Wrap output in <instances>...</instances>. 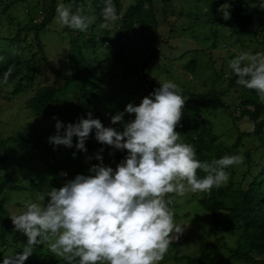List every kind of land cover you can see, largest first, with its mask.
<instances>
[{"label":"trees","instance_id":"obj_1","mask_svg":"<svg viewBox=\"0 0 264 264\" xmlns=\"http://www.w3.org/2000/svg\"><path fill=\"white\" fill-rule=\"evenodd\" d=\"M21 1L26 4L23 7V13L29 15V18L27 21L18 20L15 22L13 11L20 7L18 3ZM123 1L113 0L117 15L120 17L114 34H110V31L105 29V35L101 36L103 44L104 39L108 40L105 47L109 52L108 59L116 58L126 62L125 54L129 53L126 43L130 35L138 28L137 26L142 29L144 35V48L149 50L148 47L152 44V38L157 35L163 23L170 22L172 16H176L177 13H180L177 18L183 17L184 20H187V14H184V6L186 7L187 2L182 0H133L126 7ZM174 1L177 3L178 10ZM206 1L210 2V0ZM212 1V11L205 12L207 22L212 28V37L215 39L212 48L218 46V39L224 38L225 40L230 39L231 43L234 42L245 52L251 54L264 53V9H261L264 0ZM62 2H70L73 12L79 5H84V0H75L74 2L63 0ZM224 2L231 5V19L229 20H224L222 13L217 12V9L225 4ZM31 4L29 0H0V30L7 23L8 29L11 31L6 36L0 32V81L3 80V74L7 69L10 66L13 68L7 84L11 86L12 90L9 94L7 93V98L19 96L34 89L35 76L40 66H33L31 75L27 74L26 70L32 65L34 57L39 55L40 65L45 64L52 73L62 78V87L40 85L34 89V93L26 101V106L39 116L48 119H53V117L64 119L65 125L76 123L81 117L88 118L89 112L92 113V118L96 119L91 96L98 90L95 79L99 69L100 74H103L101 71L103 61L97 65L89 63L82 52V46L77 44V47H72L74 51L70 53V57L73 56V53L76 57L79 56L76 61L73 59L71 61L72 67L77 68H72L73 70L68 74L56 69L45 54L44 44L40 40L39 33L52 22L56 15L57 5L61 3L58 0H36L35 5ZM92 4L94 5L93 13L97 16V23H104L101 15L104 0H92ZM181 4L183 9L179 12ZM37 17L40 18V21L36 19ZM199 19L196 17L193 22L195 28ZM222 25L229 28L228 35H223L220 32L219 27ZM191 28L194 27L191 26ZM148 29H152L154 32L152 38L147 32ZM184 29L186 28L182 30ZM168 32L169 36H172L175 33L174 26L170 25ZM89 40L92 44L96 42L95 36ZM3 41L6 43L2 44ZM13 46L18 50L17 55H13L11 51ZM92 49L95 53L94 56H97L96 47L93 46ZM29 50H32L33 54L27 58L25 55ZM159 55L160 49H155L149 51L146 57L138 62L140 67L138 71L143 85V98L163 83L156 79H149L143 70L148 62L157 59ZM238 55L236 51L229 52L232 59ZM223 59H227V56ZM222 62L224 61L222 60ZM198 64V61L191 60L184 63L182 68L194 73ZM79 65L85 66L81 68ZM215 71L217 76L212 80L208 90L197 92L187 87L182 88V95L186 98V102L180 125L175 130L180 133L179 142L191 144L196 151V158L202 162H211L213 159H219L225 155L244 156L242 164L226 170L229 173V180L219 189L213 188L210 194L192 193V196L197 198L204 209L210 212H225L224 223L222 227L217 229L219 232L217 242L223 240L224 245H226L223 231L236 236V241L230 247L229 255L212 258L209 262H203L185 255L180 256L177 252L175 257L176 259L187 258L188 264H220L224 262L225 264L234 262L264 264V103L260 102L255 90L237 85L235 83L236 77L229 74L230 72L225 68L224 63L221 64L220 69H215ZM3 85L0 83V92L3 90ZM74 89L77 90V98L70 102L68 93ZM65 92H67L68 99H63L61 96ZM227 95H229L228 98H226ZM246 117L249 122L255 124V132L241 131L238 127V122ZM213 118L220 119L224 123L223 126L228 129L236 127L238 135L233 142L228 144L221 139L216 121ZM54 134L55 132L52 135ZM91 134L92 139L85 142L87 151L79 152L93 156V165L100 164V161L95 159V155L101 148H104L103 153H101L103 160L110 152L114 153L111 156L118 158L115 167L125 158L126 155L118 150L114 151L111 147L98 143L95 139V130ZM50 136L46 139H40L35 132L25 134L24 131H17L5 138L0 134V165L7 160L6 149L9 142H14L23 148L29 156V161L36 159L50 170L57 167L58 156L61 151H78L74 146L68 148L63 145H51L48 142ZM245 138H257L260 145L247 146ZM75 143L76 140H73V145ZM21 155L23 156V154ZM205 175L203 171L197 170L199 178H203ZM51 176L54 177L52 174ZM49 183L45 184L42 179L38 181L31 179L29 186L12 185L0 169V264H3L1 259L4 255L21 254L24 250L23 243L11 241L18 231L14 230L9 211L1 204V197L5 190L8 187L16 190L29 187L33 189L44 184L48 190L54 185ZM23 236L27 238L24 234ZM172 244L176 246V243L173 242ZM24 264H66V261L56 257L48 251L47 247L40 244L34 246Z\"/></svg>","mask_w":264,"mask_h":264},{"label":"clouds","instance_id":"obj_2","mask_svg":"<svg viewBox=\"0 0 264 264\" xmlns=\"http://www.w3.org/2000/svg\"><path fill=\"white\" fill-rule=\"evenodd\" d=\"M230 9L229 3L218 9L224 20L231 19ZM83 10V5L73 12L71 5L58 4L56 22L86 32L95 18L83 15ZM101 15L105 23L100 27L105 29L120 19L113 0H104ZM11 51L18 54L15 46ZM229 69L237 85L255 90L264 103V53L242 52L229 61ZM12 71L10 66L0 83L7 85ZM185 102L182 89L165 81L139 105L129 103L110 117L111 124H122L123 131L105 127L91 112L67 125L53 117L56 131L48 138L51 145L86 152L85 142L95 130L98 143L126 150L127 155L113 169L103 164L101 148L95 155L100 164L92 165L88 175L66 179L59 189L48 188L38 194L40 202L26 201L24 211L10 219L14 230L27 237V244L21 254L4 256L3 264H24L40 244L66 264H160L185 230L174 222L170 205L188 193L219 189L229 180L226 170L244 162L243 155L202 162L191 144L179 142L175 129ZM126 113L134 114V119L124 122ZM241 131L253 133L255 124H242ZM197 170L206 175L199 178Z\"/></svg>","mask_w":264,"mask_h":264},{"label":"rangeland","instance_id":"obj_3","mask_svg":"<svg viewBox=\"0 0 264 264\" xmlns=\"http://www.w3.org/2000/svg\"><path fill=\"white\" fill-rule=\"evenodd\" d=\"M58 1L65 6L71 5L70 2ZM74 1L72 0V2ZM132 1L124 0L125 7ZM182 1L187 2L186 7L184 6V14H187V20H184L183 17L177 18V15L180 14L177 13L176 16H172L171 23H163L160 26L161 28L154 38H152L154 32H152V29H148L147 32L152 38V44L148 47L149 50H145L144 35L142 34V29L137 26L138 28L130 35L126 43L129 52L125 54L126 62L116 58L108 59L109 52L105 48L108 40L104 39L103 44L101 37L105 35V28H101V24L97 23V16L93 13L94 5L92 4V0H84L83 5L84 10L82 14L95 18L94 23L89 26L86 32L72 30L66 26L61 27L56 22L57 14L52 22L40 31L39 37L44 44L45 54L51 64L62 73L68 74L73 70L72 68H77L72 67L71 61L72 59L76 61L79 56L77 55L76 57L73 53V56L70 57V53L74 51L72 47H77V44L82 46V52L89 63L97 65L103 61L101 68L103 74H100L99 69L98 76L95 79L98 90L91 96V101L95 109L96 119H99L105 127H112L117 131H123L122 124H111L110 117L118 112L124 111L127 104L133 103L139 105L142 101L143 85L138 71L140 68L138 62L143 60L149 51L160 49V55L157 59L148 62L144 67L142 66L149 79H156L161 82L172 81L180 89L187 87L197 92H204L211 87L212 80L217 76L215 69H220L222 63H224L225 68L230 72L229 61L232 58H230L229 52L236 51L239 55L245 52L234 42L231 43L230 39L225 40L224 38L218 39V46L212 48L215 39L212 37V28L207 22V14L205 13L212 11V0L210 2L206 0ZM29 2L32 3L31 5H35L36 0H29ZM174 2L178 10L177 3L176 1ZM18 5L20 7L18 9L15 8L13 11L15 22H18V20L27 21L29 15L23 13V7L26 6L25 2L21 1ZM182 9L183 6L181 4L179 12ZM218 9L217 12L221 13ZM196 17L200 19L195 28L193 22L196 20ZM36 19L40 21L39 17ZM7 25L6 23L0 30L2 35L6 36L11 32ZM170 25L174 26L175 31L172 36H169L168 32ZM117 26V21L114 23L109 22V27L106 29L113 35ZM191 26L194 28H191ZM183 28L186 29L182 30ZM219 28L223 35H228L229 28L223 25ZM93 36L96 38L94 44L89 40ZM5 43L6 41L2 42V44ZM2 44L1 47H3ZM93 46L96 47L97 56H94ZM32 54L33 51L29 50L25 56L28 58ZM225 56H227V59L224 60L223 58ZM191 60H196L199 63L194 73H190L182 68L184 63H188ZM37 65L40 68L35 76L34 89L40 85L62 87V78L52 73L45 64L41 66L39 55L34 57L32 65L26 70V73L31 75L33 66L37 67ZM79 66L84 68L85 65ZM34 89L16 97L10 96L7 98L12 88L10 85H3V90L0 92V134L3 138L11 136L17 131H24L25 134L35 132L40 139H46L56 131V121L54 119L39 116L26 106V101L34 93ZM66 93H62L61 96L63 99H68ZM76 93L77 90L75 89L68 93L70 102L76 100ZM228 97L229 95L226 96V98ZM58 119L65 123L64 119ZM131 119H134V114L129 115L126 113L124 122ZM213 119L216 121L217 130L221 139L225 140L228 144L233 142L238 135L236 127L234 126V128L228 129L223 126L224 123L220 119ZM247 123H249L248 119L247 121L242 119L238 122V127L241 129V125ZM92 137V134H90L88 139H92ZM73 140H76V138L73 137ZM245 141L247 146L260 145L257 138H245ZM119 152L127 155L126 150ZM6 153L7 160L0 165V169L10 184L29 186L31 179H37V181L42 179L45 184L49 182L54 184L52 188L54 187L56 189L62 187L66 179H72L77 174L88 175V169L93 165L92 161L94 159L93 156L80 153L79 151L63 150L59 153L57 167L50 170L36 159L29 161L28 154L14 142L8 143ZM73 153H75V156ZM89 157L92 159H89ZM117 160L118 158L108 155L103 160V164L114 168ZM61 172H67L68 176H61ZM45 184L36 186L33 189L29 187L21 190L8 187L1 197V204L7 208L11 216L18 215L24 211V203L26 201L40 202L38 194L47 191ZM171 208L174 209L175 213L174 222L181 225L185 230L179 236L178 240L173 241L176 243L177 248L171 244L168 253L160 264H188L187 258L176 259V252L180 256L194 257L203 262H209L212 258L229 255L230 247L235 244L236 236L230 232L223 231L226 245H224L225 242L223 240L220 242L216 240L217 234L219 233L217 229L222 227L224 223L223 217L225 212H210L204 209L197 198L192 196V193H188L184 197H177L174 204L171 205ZM11 241L13 243H23L24 247L27 244V238H24L20 232H17ZM44 247H47V245L45 244ZM4 256H7V254ZM4 256L1 261H3ZM220 264H225V262ZM232 264L240 263L234 262Z\"/></svg>","mask_w":264,"mask_h":264}]
</instances>
